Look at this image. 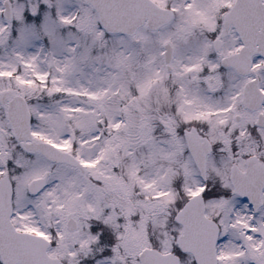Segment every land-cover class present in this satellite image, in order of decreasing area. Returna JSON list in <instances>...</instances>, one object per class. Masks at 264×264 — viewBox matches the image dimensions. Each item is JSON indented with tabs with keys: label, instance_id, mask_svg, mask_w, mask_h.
Wrapping results in <instances>:
<instances>
[{
	"label": "snow or ice",
	"instance_id": "1",
	"mask_svg": "<svg viewBox=\"0 0 264 264\" xmlns=\"http://www.w3.org/2000/svg\"><path fill=\"white\" fill-rule=\"evenodd\" d=\"M0 264H264V0H0Z\"/></svg>",
	"mask_w": 264,
	"mask_h": 264
}]
</instances>
